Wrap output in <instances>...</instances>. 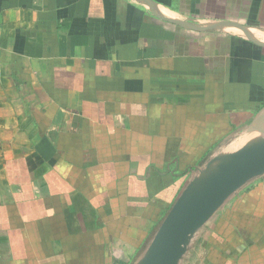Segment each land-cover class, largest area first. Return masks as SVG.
Listing matches in <instances>:
<instances>
[{
    "label": "crops",
    "instance_id": "crops-1",
    "mask_svg": "<svg viewBox=\"0 0 264 264\" xmlns=\"http://www.w3.org/2000/svg\"><path fill=\"white\" fill-rule=\"evenodd\" d=\"M263 110L264 0H0V264H139ZM178 264H264V174Z\"/></svg>",
    "mask_w": 264,
    "mask_h": 264
},
{
    "label": "water",
    "instance_id": "water-1",
    "mask_svg": "<svg viewBox=\"0 0 264 264\" xmlns=\"http://www.w3.org/2000/svg\"><path fill=\"white\" fill-rule=\"evenodd\" d=\"M166 20L183 25L175 19ZM219 24L213 23L206 28ZM256 126L258 143L213 158L210 163L214 167L180 192L155 230L139 264H178L191 235L212 217L230 195L251 179L264 174V110Z\"/></svg>",
    "mask_w": 264,
    "mask_h": 264
},
{
    "label": "rangeland",
    "instance_id": "rangeland-1",
    "mask_svg": "<svg viewBox=\"0 0 264 264\" xmlns=\"http://www.w3.org/2000/svg\"><path fill=\"white\" fill-rule=\"evenodd\" d=\"M256 125H257V124H256ZM256 125H255V127H254V131L257 129V128H256V127H257ZM258 141H259V140L255 141V142H252V141H251L250 143H254V144H255V143H258Z\"/></svg>",
    "mask_w": 264,
    "mask_h": 264
}]
</instances>
